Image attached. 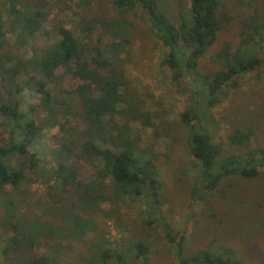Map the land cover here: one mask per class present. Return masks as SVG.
<instances>
[{"label": "trees", "instance_id": "16d2710c", "mask_svg": "<svg viewBox=\"0 0 264 264\" xmlns=\"http://www.w3.org/2000/svg\"><path fill=\"white\" fill-rule=\"evenodd\" d=\"M112 1L119 16L130 15L147 24L164 48L160 64L189 94L188 105L175 124L183 132L190 157L187 169L192 173V201L207 206L208 193L217 190L225 179L256 177L264 169V144L251 146L256 126L246 124L245 116L235 112L224 144L212 109L222 104L225 88L237 89L248 72L264 68V0H175L174 22L161 11L160 0ZM44 6L45 0H0V199L6 201L1 203L4 214L0 218V257L7 260L29 250L25 264H52L55 257L36 256L32 248L44 243L58 252L59 242L72 235L80 236L79 230L87 234V223L75 215L67 216L63 227L20 218L17 203L9 197L21 185L42 177L45 184L53 182L49 187L53 192L49 194L50 203L69 211H95L107 199L116 203L142 200L145 208L141 222L162 233L172 248L174 264H255L241 259L230 245L185 252V230L176 231L160 209L154 145L146 143L130 127L136 121L142 129L150 128L154 136H160L157 115L141 100L131 99L122 74L99 49H93L94 55L87 59L88 51L71 31L59 28V39L25 57L27 40L46 20L48 11ZM232 22L237 26L236 35L230 41L221 40V33ZM116 23L115 27L101 24L115 38L126 42L125 31L133 28L132 22L119 18ZM8 31L17 45L9 44ZM206 55L214 61V68L201 73L198 67ZM59 68L75 82L68 90L57 85ZM22 77L25 79L20 80ZM24 90L37 97L35 106L22 108ZM36 111L43 116L33 119ZM67 113L76 119V140L72 138ZM117 117L122 121L118 122ZM236 117L239 122L234 120ZM171 123L165 125L171 128L175 125ZM55 127L64 135L58 139V148L50 150L55 167L47 168L29 148L44 129ZM71 158L83 159L93 167L94 174L87 182L80 181L77 169L67 164ZM26 169L36 178H30ZM68 190L75 195L69 197ZM231 196L232 203L238 201L237 193ZM252 203L253 208L264 210L261 203ZM230 208L231 203L227 204V210ZM208 210L212 213L210 207ZM131 247L141 264H149L148 243L135 241ZM97 257L102 264H128L117 250L106 249Z\"/></svg>", "mask_w": 264, "mask_h": 264}, {"label": "rangeland", "instance_id": "374dc122", "mask_svg": "<svg viewBox=\"0 0 264 264\" xmlns=\"http://www.w3.org/2000/svg\"><path fill=\"white\" fill-rule=\"evenodd\" d=\"M160 9L172 22L175 21L177 15L175 0H160ZM44 10L48 11L46 20L39 31L27 40L24 47L27 53L25 57H30L31 52L59 39V28L68 29L76 37L78 44L88 51L85 54L87 59L94 55L93 49H99L116 71L122 74L126 82L125 88L130 89L131 97L133 96L131 99L135 100L134 102L141 100L145 108L154 110L157 115L160 136H154L150 128L142 129L136 121L131 122L130 127L134 133H140L146 143L151 141L154 145L162 202L160 209L176 231L185 230V252L192 253L199 248L214 250L219 246L230 245L244 261L262 263L264 210L253 208L252 201L261 203L264 208V169H260L258 175L252 179L237 177L225 179L217 190L208 193L207 206L192 201L189 195L192 173L187 169L190 157L183 132L175 124L179 122V114L188 105L189 94L182 83L173 81L167 67L160 64L164 48L151 35L147 24L130 15L119 16L112 0H45ZM119 18L133 24L132 29L125 31L126 42L119 37L115 38L101 24L104 22L109 27L114 24L115 27ZM90 21L93 23L90 24ZM236 31L235 22L230 23L221 33V40H232ZM6 38L10 45H17L10 31ZM262 48L264 49V42ZM117 50L120 51L117 53ZM213 68L214 61L206 55L201 60L198 71L208 73ZM56 74L60 79L58 87L68 90L74 85L75 82L63 74L62 68H59ZM23 79L25 78L22 77L20 80ZM28 93L24 90L20 99L23 109L37 103V97H31ZM235 112L245 116L246 124L253 123L257 127L254 128L251 146L264 144V68H254L248 72L241 79L237 89L225 88L222 104L212 109L213 115L219 121L220 136L224 144L225 133L230 130L229 122L233 120ZM42 116L36 111L33 119ZM67 119L68 126L72 127L74 134L72 138L77 139L79 131L76 128V119L72 113ZM234 120L239 122L240 118L236 117ZM117 121L121 122L122 119L117 117ZM166 122L167 124L174 122L175 125L168 128L172 123L166 126ZM164 131L167 133L165 137ZM63 135L64 133L56 127L44 129L29 150L37 153L47 168H53L55 161L50 150L57 147L58 139ZM80 138L76 144L81 141ZM67 164L77 169L78 178L82 182H87L94 174L93 167L83 159L71 158ZM26 174L34 178L28 169ZM52 185L53 182L45 184L43 178L39 177L36 182L21 185L17 193L9 197L17 203L16 209L20 218L22 216L30 221L40 219L63 227L67 216L75 215L87 223L89 230L86 235L85 231L79 230L80 236L72 235L68 240L59 242L58 252L57 249H49L44 243L40 244L31 250L36 256L51 259L55 257L52 264H102L97 261V254L108 249L121 251L128 264H141L134 256L131 243L143 241L150 247L147 254L149 264H174L172 248L162 233L142 224V212L145 208L142 200L126 199L124 202L116 203L107 199L100 202L98 210L95 211L86 213L79 210L69 211L60 205L50 203L49 194L52 195L53 192L49 187ZM233 193H237L239 197L234 203L231 196ZM74 195L69 191V197ZM227 196L230 197L226 199ZM4 200L0 199V218L4 214V207L1 204L6 202ZM230 203L231 208L227 210V204ZM209 207L212 213L208 210ZM28 251L10 256L7 260L10 264H25ZM7 260L0 257V264Z\"/></svg>", "mask_w": 264, "mask_h": 264}]
</instances>
